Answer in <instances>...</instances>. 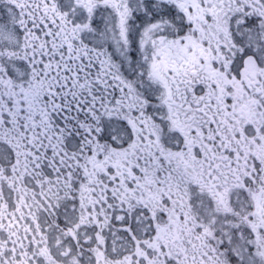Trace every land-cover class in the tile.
<instances>
[{
	"label": "snow or ice",
	"instance_id": "obj_1",
	"mask_svg": "<svg viewBox=\"0 0 264 264\" xmlns=\"http://www.w3.org/2000/svg\"><path fill=\"white\" fill-rule=\"evenodd\" d=\"M0 264H264V0H0Z\"/></svg>",
	"mask_w": 264,
	"mask_h": 264
}]
</instances>
